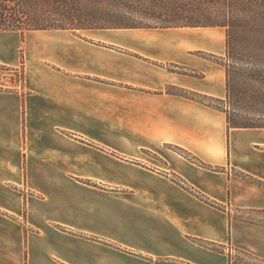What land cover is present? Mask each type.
Masks as SVG:
<instances>
[{
    "label": "crops",
    "instance_id": "obj_1",
    "mask_svg": "<svg viewBox=\"0 0 264 264\" xmlns=\"http://www.w3.org/2000/svg\"><path fill=\"white\" fill-rule=\"evenodd\" d=\"M218 29L0 30V264H264V128L168 92Z\"/></svg>",
    "mask_w": 264,
    "mask_h": 264
},
{
    "label": "trees",
    "instance_id": "obj_2",
    "mask_svg": "<svg viewBox=\"0 0 264 264\" xmlns=\"http://www.w3.org/2000/svg\"><path fill=\"white\" fill-rule=\"evenodd\" d=\"M18 8L0 14V30L224 27L227 30L225 100L168 89L227 113L230 128L264 127V0H12ZM50 7L61 23L36 21L20 26L17 15L40 17ZM5 11V12H4ZM134 16L162 21L151 25ZM3 19V21H1ZM164 19H167L164 21ZM223 103L221 108L215 103ZM253 116V117H252ZM257 116L258 118L254 117ZM259 184L263 185L261 182Z\"/></svg>",
    "mask_w": 264,
    "mask_h": 264
},
{
    "label": "rangeland",
    "instance_id": "obj_3",
    "mask_svg": "<svg viewBox=\"0 0 264 264\" xmlns=\"http://www.w3.org/2000/svg\"><path fill=\"white\" fill-rule=\"evenodd\" d=\"M5 8H18V5L15 4L14 2H12V0H0V14L2 13V10L5 9ZM34 11L36 13H40L41 16L40 17H35L33 15H26V16H22L21 15H17V17L15 16V18H18L20 19V23L18 22V24L22 27H26L28 24H32L36 21H40V22H52V23H61V18L58 17V16H54L51 14V9L50 7H44V6H41V7H36L34 8ZM5 12V11H4ZM134 20L135 21H138V22H142V23H147V24H151V25H158V24H161L162 21H158V20H153V19H145V18H141L139 16H134ZM167 19H164V21H166ZM3 21V19L1 20ZM139 28H153V27H139ZM169 28H179V27H169ZM181 28H184V27H181ZM191 28H198V27H191ZM200 28H219L217 32H219V34L221 35H218L217 37L219 38H223L225 39V43H226V52H225V55L221 58V57H216V58H212V60L222 64L225 66L226 68V65L225 63L228 62V57H227V30L226 28L224 27H200ZM221 28V29H220ZM4 31V30H2ZM10 31V30H8ZM75 32H78V33H84L85 31L82 30V29H79ZM184 72H189V73H194V72H191V71H188V70H185ZM2 74L4 75L5 78H9L8 81H4L0 84L1 88L2 89H9L12 84H11V80L10 78L11 77V73L10 72H2ZM226 81H227V77H226ZM217 106H220L221 108L225 107V105L223 103H215ZM253 117V116H252ZM256 118H258L257 116H254ZM264 128V127H263ZM243 216L249 218V219H252L258 223H262L264 224V213L263 212H257V213H245L243 214ZM250 262H253L254 260H252V258L248 259Z\"/></svg>",
    "mask_w": 264,
    "mask_h": 264
}]
</instances>
